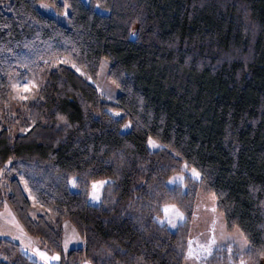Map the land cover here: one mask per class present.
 Segmentation results:
<instances>
[{
  "label": "trees",
  "instance_id": "trees-1",
  "mask_svg": "<svg viewBox=\"0 0 264 264\" xmlns=\"http://www.w3.org/2000/svg\"><path fill=\"white\" fill-rule=\"evenodd\" d=\"M39 1L58 4L0 0V165L23 174L56 228L66 218L81 233L83 249L55 264H182L175 234L155 225L157 204L173 203L171 153L263 262L264 0H126L136 6L132 33L114 10L121 0H64L66 25L43 16ZM57 59L91 78L108 61L120 93L103 101L73 67L53 66ZM14 75L38 83L23 110L10 109ZM40 162L53 178L34 176ZM96 182L108 183L107 202H90ZM0 264L35 263L0 240Z\"/></svg>",
  "mask_w": 264,
  "mask_h": 264
},
{
  "label": "rangeland",
  "instance_id": "rangeland-1",
  "mask_svg": "<svg viewBox=\"0 0 264 264\" xmlns=\"http://www.w3.org/2000/svg\"><path fill=\"white\" fill-rule=\"evenodd\" d=\"M86 3L89 10L101 13L92 2ZM113 6L117 15L124 17L121 18L120 23L128 26L132 33L137 25V19L134 15L131 16L136 12V6L126 0L116 1ZM36 8L43 16L53 19L58 24L68 23L70 8L64 0H58L57 5L39 1L36 3ZM52 64L73 67L65 59H57ZM108 66V61L103 60L94 78L85 76L81 70L77 71L78 68H73L80 77L94 87L103 101L111 103L120 90L109 79ZM25 82H33L37 87L33 88L29 84L31 90L26 92L22 87ZM13 85L18 87L14 88ZM9 89L10 109L23 110L24 106L36 98L38 83L31 77L14 75L10 78ZM21 96H26L27 99H21ZM26 130L21 129L19 133ZM45 135L46 133L41 131H35L33 134L38 140L44 139ZM150 148L164 150L161 145L153 144ZM170 155L168 162L178 169L166 181L168 193L173 194V198L169 200L173 203L163 206L157 204L160 218L159 223L156 221L155 225H159L161 232L170 231L175 234L177 252L175 257L179 256L182 264H264V261L258 263L250 257L248 244L241 231L237 228H227L223 216L217 211L214 196L199 176L172 153ZM23 160L27 165L25 171L32 174L33 160L26 158ZM10 167V162L0 165V240L19 245L28 260L35 264H55L58 260L57 256L61 257L71 249H83V237L72 221L64 218L56 228L53 214L36 201L27 187L23 174L7 176ZM38 167L35 177L42 175L43 178H53V175L44 169L42 162L38 163ZM57 180L55 179V182ZM63 182L64 180H61V183ZM107 185V182L90 185L88 193L92 204L108 201L106 200L109 195ZM158 214H155L156 218ZM56 229L59 230L58 236L55 235ZM39 245L44 248L40 252L37 251ZM48 246L51 251L46 250Z\"/></svg>",
  "mask_w": 264,
  "mask_h": 264
},
{
  "label": "snow or ice",
  "instance_id": "snow-or-ice-1",
  "mask_svg": "<svg viewBox=\"0 0 264 264\" xmlns=\"http://www.w3.org/2000/svg\"><path fill=\"white\" fill-rule=\"evenodd\" d=\"M77 71H79V69H77ZM29 84H31V87H37V85H35V83H33V82H25L23 85H22V87H23V89H24V91H30L31 89H30V87H29ZM13 87L15 88V87H18V85H13ZM21 99H27V97L26 96H21L20 97ZM149 143L151 144V143H153L151 140L149 141ZM197 175H198V173H197ZM94 187H95V185H94ZM95 198V197H94ZM165 211L167 212V209H165ZM65 247H67V242H65ZM41 255H43V254H41ZM58 258V257H57Z\"/></svg>",
  "mask_w": 264,
  "mask_h": 264
}]
</instances>
